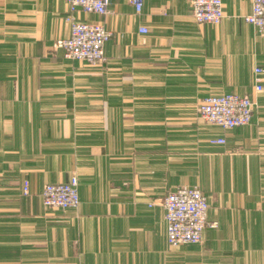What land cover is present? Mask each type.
I'll return each mask as SVG.
<instances>
[{"label": "crops", "instance_id": "1", "mask_svg": "<svg viewBox=\"0 0 264 264\" xmlns=\"http://www.w3.org/2000/svg\"><path fill=\"white\" fill-rule=\"evenodd\" d=\"M221 1L218 24L196 22L190 0L75 12L111 32L88 65L54 47L65 0H0V264H264V34L243 19L251 0ZM227 92L255 102L250 123L198 117ZM72 175L78 206L45 207L43 186ZM180 185L217 225L169 246L161 200Z\"/></svg>", "mask_w": 264, "mask_h": 264}, {"label": "built area", "instance_id": "2", "mask_svg": "<svg viewBox=\"0 0 264 264\" xmlns=\"http://www.w3.org/2000/svg\"><path fill=\"white\" fill-rule=\"evenodd\" d=\"M69 13L65 19L70 26L69 35L58 39L54 47L62 48L63 56L83 61L88 65H101L105 61L104 44L110 37L102 21L81 20L75 12L104 16L109 0H65ZM135 11L142 8L143 0H129ZM191 15L198 23L218 24L224 16L221 0H190ZM245 22L258 33L264 34V0H251L250 11L243 15ZM148 32L145 26L139 27ZM264 67L255 65L254 90H262ZM255 102L248 95L234 92L209 94L200 99L196 113L203 121L223 129L250 123ZM211 143H224V137L209 139ZM78 179L72 175L67 182L46 183L41 190L42 204L48 208H76L79 204ZM27 184H24V191ZM166 222V239L169 246L182 243H199L207 227L216 221L207 219L208 203L205 195L195 186L180 185L166 193L161 200Z\"/></svg>", "mask_w": 264, "mask_h": 264}, {"label": "rangeland", "instance_id": "3", "mask_svg": "<svg viewBox=\"0 0 264 264\" xmlns=\"http://www.w3.org/2000/svg\"><path fill=\"white\" fill-rule=\"evenodd\" d=\"M85 63V62H84ZM187 186H194V185H187ZM195 187H197V186H195Z\"/></svg>", "mask_w": 264, "mask_h": 264}]
</instances>
